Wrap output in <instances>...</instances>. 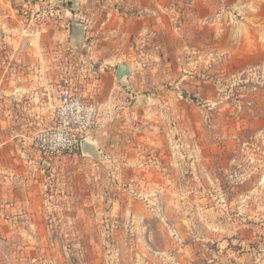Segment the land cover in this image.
<instances>
[{"label": "rangeland", "instance_id": "obj_1", "mask_svg": "<svg viewBox=\"0 0 264 264\" xmlns=\"http://www.w3.org/2000/svg\"><path fill=\"white\" fill-rule=\"evenodd\" d=\"M81 4L45 64L97 106L96 151H37L0 264H264V0Z\"/></svg>", "mask_w": 264, "mask_h": 264}, {"label": "crops", "instance_id": "obj_2", "mask_svg": "<svg viewBox=\"0 0 264 264\" xmlns=\"http://www.w3.org/2000/svg\"><path fill=\"white\" fill-rule=\"evenodd\" d=\"M42 1L0 0V198H8L14 208L24 205L32 190L27 179L39 157L33 137L52 127L62 88L49 85L45 64L53 42L49 34L52 28L59 31V21L43 34L27 37L22 33L24 15ZM151 1L158 8L175 2Z\"/></svg>", "mask_w": 264, "mask_h": 264}, {"label": "built area", "instance_id": "obj_3", "mask_svg": "<svg viewBox=\"0 0 264 264\" xmlns=\"http://www.w3.org/2000/svg\"><path fill=\"white\" fill-rule=\"evenodd\" d=\"M81 0H43L27 11L22 19V33L27 37L46 33L63 14H73L75 23L85 24L79 11ZM99 126V110L72 88H61L54 108L53 125L33 137L34 147L46 155H61L81 150L82 142L93 139Z\"/></svg>", "mask_w": 264, "mask_h": 264}, {"label": "water", "instance_id": "obj_4", "mask_svg": "<svg viewBox=\"0 0 264 264\" xmlns=\"http://www.w3.org/2000/svg\"><path fill=\"white\" fill-rule=\"evenodd\" d=\"M78 0H74V3H76ZM71 36L73 41L77 45H82L86 38V25L80 24V23H73L72 25V31ZM132 73L131 67L127 65H121L118 68L116 78L121 84H126L128 82V79L130 78ZM95 144L92 141V139H86L82 142L81 151L84 154L94 153L96 151Z\"/></svg>", "mask_w": 264, "mask_h": 264}, {"label": "trees", "instance_id": "obj_5", "mask_svg": "<svg viewBox=\"0 0 264 264\" xmlns=\"http://www.w3.org/2000/svg\"><path fill=\"white\" fill-rule=\"evenodd\" d=\"M77 151H80V150H77ZM76 152V151H75Z\"/></svg>", "mask_w": 264, "mask_h": 264}, {"label": "flooded vegetation", "instance_id": "obj_6", "mask_svg": "<svg viewBox=\"0 0 264 264\" xmlns=\"http://www.w3.org/2000/svg\"><path fill=\"white\" fill-rule=\"evenodd\" d=\"M79 11H80V9H79Z\"/></svg>", "mask_w": 264, "mask_h": 264}]
</instances>
